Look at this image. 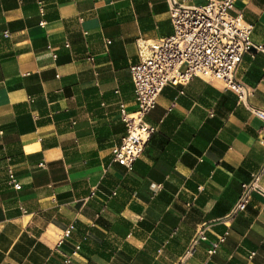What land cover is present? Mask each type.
Listing matches in <instances>:
<instances>
[{
  "label": "crops",
  "instance_id": "crops-1",
  "mask_svg": "<svg viewBox=\"0 0 264 264\" xmlns=\"http://www.w3.org/2000/svg\"><path fill=\"white\" fill-rule=\"evenodd\" d=\"M236 10L264 42V0ZM173 31L168 0H0V264H175L200 228L189 264H264V194L229 217L264 164L263 121L235 91L166 85L144 152L131 169L113 161L138 41ZM236 77L263 108L264 52Z\"/></svg>",
  "mask_w": 264,
  "mask_h": 264
},
{
  "label": "built area",
  "instance_id": "built-area-1",
  "mask_svg": "<svg viewBox=\"0 0 264 264\" xmlns=\"http://www.w3.org/2000/svg\"><path fill=\"white\" fill-rule=\"evenodd\" d=\"M237 1L208 0L198 5L190 0H168L174 31L169 36L138 41L139 61L131 65L136 109L130 112L125 104H121L126 133L112 149L113 161L129 169L133 167L156 131V126L146 118L155 108L164 87L168 84L185 85L194 77L207 82H221L225 88L235 91L238 101L262 119L264 129V107L252 106L249 100L254 88L236 77L243 56L264 52V42L252 41L254 24L246 21L242 12L236 10ZM8 34L5 31V35ZM263 173L264 164L248 182L242 184L230 218L246 210L253 192L264 194L260 185ZM10 182L17 189L22 187L12 173ZM73 227V224L66 227L62 236L69 237ZM227 235L228 232L212 241L210 254L226 240ZM205 239L206 232L200 228L175 264H189Z\"/></svg>",
  "mask_w": 264,
  "mask_h": 264
}]
</instances>
